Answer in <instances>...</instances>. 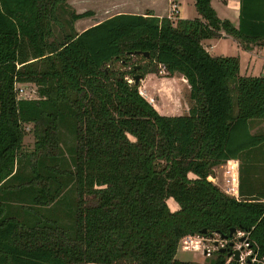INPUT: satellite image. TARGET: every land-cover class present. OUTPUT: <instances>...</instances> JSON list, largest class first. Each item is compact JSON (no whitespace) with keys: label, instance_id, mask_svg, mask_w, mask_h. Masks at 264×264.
<instances>
[{"label":"trees","instance_id":"obj_1","mask_svg":"<svg viewBox=\"0 0 264 264\" xmlns=\"http://www.w3.org/2000/svg\"><path fill=\"white\" fill-rule=\"evenodd\" d=\"M194 6L199 17L116 12L76 31L90 11L66 0H0V264H195L177 245L230 227L221 241L242 232L264 264V130L251 131L264 66L240 75L236 55L201 44L223 30L264 45V0H238L236 26ZM159 66L186 80L185 114L159 113L128 79ZM14 82L37 95L16 97ZM230 158L237 198L207 179ZM224 245L207 264H241Z\"/></svg>","mask_w":264,"mask_h":264},{"label":"rangeland","instance_id":"obj_2","mask_svg":"<svg viewBox=\"0 0 264 264\" xmlns=\"http://www.w3.org/2000/svg\"><path fill=\"white\" fill-rule=\"evenodd\" d=\"M183 8V13L188 17H199V14L194 6V0H177ZM217 0H213L215 4ZM66 3L69 5L71 9L75 12H82L89 10L90 13L88 15L77 18L73 21V26L76 31L89 26L90 24L95 23L113 13L116 12H142L145 11L144 5H150L149 0H66ZM145 3V4H144ZM152 4V3H151ZM156 5H161L160 0H157ZM153 4V6H156ZM143 6V7H142ZM162 6V5H161ZM175 3H170L169 12H171V18L174 19L177 15H175ZM222 9L227 10L226 7L222 4ZM217 15V14H216ZM219 37H209L204 38L205 41H209L212 46L210 48L211 51L215 54H230L236 55L235 44L232 42L231 38H219ZM208 39V40H207ZM213 39V40H212ZM261 45V44H256ZM143 61V60H140ZM139 63V62H138ZM134 63V64H138ZM257 65H255L252 70L256 74L258 73L259 66L261 60L257 58ZM246 64V56H242V63H240V72H244V65ZM114 67H119V63L115 62ZM246 74H249L250 69H246ZM252 73V74H255ZM158 77H167L171 75H167L165 70L159 66L157 72H154ZM180 74L176 72L175 78H166L159 82V86L157 87V91L160 95L159 100L157 101V107L161 112L170 111V106L175 107L176 111L182 108L185 114L187 112L186 107L191 104V99L188 96V84H184L185 82H181ZM130 81L132 79L128 78ZM149 77L147 78V83H149ZM145 82V83H146ZM140 83V80H139ZM22 86V96L34 97L37 95L36 93V85L30 82L20 83ZM138 88V87H137ZM144 90H148L146 84L142 85ZM142 89V91H143ZM177 92V97L174 98V95ZM234 93V92H232ZM234 97V95H232ZM155 103V101H154ZM171 104V105H170ZM182 105V107H181ZM154 107V106H153ZM181 114V113H180ZM252 128V126H251ZM30 123H23V136H22V149L24 151H28L32 148L33 136L30 130ZM225 166L222 163L215 165L212 168V179L207 176V179L214 183L219 189L223 190L225 188V178L227 173H224ZM190 177L191 173L188 174ZM166 203L168 207L172 210L176 206V204L171 200L167 199ZM191 239H196L198 241L197 246L193 247L194 241ZM229 241L231 245L229 247L239 249V260L241 264H252L253 258L251 256L247 257L250 254V250L247 248L245 242V235L242 232H234L232 238L221 241L216 235H211L210 237H202V236H193L192 238H185L182 243H185L184 246H181V242L177 245L175 251V257L178 259H189L192 260L195 264H207L208 257L214 255L213 250ZM86 264H97L96 262H87Z\"/></svg>","mask_w":264,"mask_h":264},{"label":"crops","instance_id":"obj_3","mask_svg":"<svg viewBox=\"0 0 264 264\" xmlns=\"http://www.w3.org/2000/svg\"><path fill=\"white\" fill-rule=\"evenodd\" d=\"M149 1H150V5H147L144 3L145 4L144 8L152 10V12L157 16L166 15V16L171 17V12L168 11L169 6H170V3H175L176 6H175V9H173L175 11V15H177L178 17H188V16L184 15L183 8L180 5L179 1H177V0H160V4L162 6L156 5L157 0H149ZM209 3L213 7V9L215 10L218 17L227 18L234 26L237 25L238 0H217L215 4L213 3V0H209ZM153 4L156 6H153ZM222 4L226 7L227 10L222 9ZM142 12H136V13H142ZM188 18H192V17H188ZM80 30H78V31H80ZM216 37L231 38L232 42L235 44V46H236L235 51L237 52L236 56L238 58V73L240 75H248V74H246L247 68L251 70L249 72V74H251V75H257V74L262 72L263 66H264V45L254 44V45H252V47L250 49H243L242 47H240V45L237 43V41L231 35L226 34L223 30H220L219 35ZM207 38H209V37H207ZM212 38H214V37H212ZM201 44L210 54H215V53H213V51L210 50L212 44L209 41H205L203 38L201 40ZM219 54L220 55H226V54H222V53H219ZM227 55H230V54H227ZM243 55L246 56V64L244 65L245 71L240 72V63H242V56ZM257 58L261 60V63L259 66L258 73L256 74L255 72H253L252 68L255 65H257V63H256ZM252 73H255V74H252ZM175 74H176V72H174L171 75V77L170 76L158 77V76H156V74H154V72H147L144 74V76L142 78L139 79L140 83L138 85V91L146 100H148V102H150V104H152V106H154V108L156 110H159V108L157 107V101L159 100V97H160V95L157 91V87L160 84L159 82H161L163 79H166V78H175ZM148 77L150 79L149 83L146 82ZM180 79H182L181 82H185L184 84L187 85L186 80L182 76L180 77ZM143 84L144 85L146 84L147 89H148L147 91L142 88ZM142 89H143V91H142ZM173 95H174V98H176L177 92ZM154 101H155V103H154ZM181 107H182V105H181ZM185 109H187V107ZM178 110H181V111L178 112V111H176L175 107L170 106V111H168V112L158 111V112L162 113V114H170V115L171 114H180V113L182 114V112H184L182 110V108H180ZM254 130H264V119L252 123L251 131H254Z\"/></svg>","mask_w":264,"mask_h":264},{"label":"built area","instance_id":"obj_4","mask_svg":"<svg viewBox=\"0 0 264 264\" xmlns=\"http://www.w3.org/2000/svg\"><path fill=\"white\" fill-rule=\"evenodd\" d=\"M18 82H14V89H15V95L16 97L22 96V86L17 84ZM222 165L225 166L224 173H227L225 178V188L223 191L235 198H237V185H238V175H237V160L236 159H226L224 162H222ZM210 179H212L211 175H208ZM220 240H223L219 238ZM225 244V243H224ZM221 246V244H220ZM218 246V247H220ZM223 246V245H222Z\"/></svg>","mask_w":264,"mask_h":264},{"label":"water","instance_id":"obj_5","mask_svg":"<svg viewBox=\"0 0 264 264\" xmlns=\"http://www.w3.org/2000/svg\"><path fill=\"white\" fill-rule=\"evenodd\" d=\"M140 53H141L143 56H147V55H148V52H147V51H142V52H140ZM133 67H134V68H137L138 65H137V64H134ZM141 77H142V76H141L140 73H135V74H133V75L131 76V79H132V81H133L134 83H137ZM183 78H184V77H183ZM204 230H205V228H201V232H203ZM234 230H235L234 227H230L228 233H227V234H220V235H219V238H221V239H225V238L227 237V235H230ZM229 245H231V244L229 243ZM225 246H226V245H224V246H220L218 249H219L220 251H223V250L225 249ZM230 254H232V257H234L235 259H238V258H239V249H237V248H233L231 251H227V255H230Z\"/></svg>","mask_w":264,"mask_h":264}]
</instances>
